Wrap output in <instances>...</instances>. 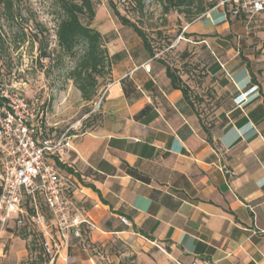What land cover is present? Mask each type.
<instances>
[{
	"label": "crops",
	"instance_id": "crops-1",
	"mask_svg": "<svg viewBox=\"0 0 264 264\" xmlns=\"http://www.w3.org/2000/svg\"><path fill=\"white\" fill-rule=\"evenodd\" d=\"M251 23L218 7L188 23L181 60L203 69L178 71L188 97L139 37L103 36L111 72L92 101L98 122L49 157L94 227L53 264H264V36H248ZM27 255L0 246V264Z\"/></svg>",
	"mask_w": 264,
	"mask_h": 264
},
{
	"label": "rangeland",
	"instance_id": "rangeland-1",
	"mask_svg": "<svg viewBox=\"0 0 264 264\" xmlns=\"http://www.w3.org/2000/svg\"><path fill=\"white\" fill-rule=\"evenodd\" d=\"M221 1L205 0L206 3L217 4ZM13 4V8L8 10L0 3V107L6 104L3 92L19 94L30 103L34 112L29 126L35 131L38 142L88 130L98 122L100 105L82 100L81 92L71 80L70 75L82 54V47L71 55L60 48L57 42V26L61 16L58 0H14ZM95 4L97 16L90 26L103 36L120 35L123 40L139 37L131 27L122 25L114 12L119 11L121 16L145 33L154 53L161 54L171 68L176 65L178 71L188 74L190 78L202 74L203 69L193 60L195 55L192 52L188 51L192 56L187 61L181 60L187 40L184 29L189 23L182 12L173 10L165 14L162 5L155 0H144L142 6L131 0H95ZM83 23L85 25L87 21L83 19ZM251 26L248 36H264L262 17L252 20ZM45 54L47 57H44ZM109 79L110 70L106 67L98 80L100 87L94 99L97 103ZM191 82L198 84L194 79ZM199 90L211 95L213 88L206 81ZM208 108L204 112L206 118L214 114L211 107ZM0 156L1 174L4 166L2 153ZM38 204L40 213L46 218L45 226L31 220L24 225L12 223L1 241L4 249L14 247L27 251L28 255L20 260L21 264H52L42 244L49 234L56 238L57 233L43 200L40 199ZM24 205L32 216L34 213L30 211V202L25 200Z\"/></svg>",
	"mask_w": 264,
	"mask_h": 264
},
{
	"label": "built area",
	"instance_id": "built-area-1",
	"mask_svg": "<svg viewBox=\"0 0 264 264\" xmlns=\"http://www.w3.org/2000/svg\"><path fill=\"white\" fill-rule=\"evenodd\" d=\"M222 7L232 18H246L249 22L262 17L264 0H222L215 8ZM150 73V66H144ZM6 104L0 107V153L3 155V171L0 174V246L7 229L16 223L24 225L27 220L45 226L46 218L40 213L42 199L53 219L56 238L49 234L42 248L52 264L62 245L70 239L82 238L83 227L94 226L88 219L76 214L66 194L65 177L59 173L49 157L61 158L71 148V137L62 135L56 140L38 142L29 126L33 118L32 106L19 94L3 92ZM1 157V156H0ZM29 200L34 208L29 215L24 202ZM122 221L128 224L126 218Z\"/></svg>",
	"mask_w": 264,
	"mask_h": 264
},
{
	"label": "trees",
	"instance_id": "trees-1",
	"mask_svg": "<svg viewBox=\"0 0 264 264\" xmlns=\"http://www.w3.org/2000/svg\"><path fill=\"white\" fill-rule=\"evenodd\" d=\"M128 1V0H127ZM137 5L142 6L144 0H131ZM159 2L165 14L178 10L186 15L189 23L198 20L204 14L215 9L218 5L215 3H206L205 0H155ZM8 10L13 8L14 0H0ZM112 4V2L110 3ZM60 8V21L57 30V42L60 48L68 55L74 54L75 50L82 47V54L79 56L76 66L72 69L71 80L81 92L82 100L92 102L97 97L100 85L98 80L105 71L106 67L110 70V58L105 41L100 31L91 27V23L97 16L95 0H58ZM120 19L123 26L131 27L139 38L149 54L155 55L153 47L146 35L140 28L121 16L119 11H114ZM230 18V15H228ZM83 19L87 21L84 25ZM47 57V54L44 55ZM163 66L166 68L167 76L172 83L173 88L180 89L185 97H188L190 87L181 79L176 68H171L164 60ZM111 72V70H110ZM0 104L2 100L0 98ZM57 161V165H60ZM0 189V194H1ZM29 201V200H28ZM30 202V201H29ZM34 212V208H30ZM33 216V215H32ZM50 258H48L49 261Z\"/></svg>",
	"mask_w": 264,
	"mask_h": 264
}]
</instances>
